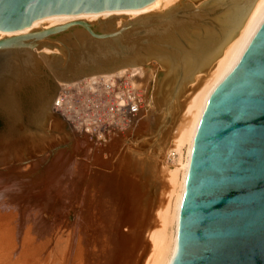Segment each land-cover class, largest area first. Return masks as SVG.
<instances>
[{
  "label": "water",
  "instance_id": "water-1",
  "mask_svg": "<svg viewBox=\"0 0 264 264\" xmlns=\"http://www.w3.org/2000/svg\"><path fill=\"white\" fill-rule=\"evenodd\" d=\"M155 1L0 0V32L11 33L0 37V164L40 155L73 135L53 111L61 82L150 59L160 64L152 89L160 133L194 74L222 55L256 2L184 0L133 18L33 24L53 15L142 11ZM169 264H264V16L208 95Z\"/></svg>",
  "mask_w": 264,
  "mask_h": 264
},
{
  "label": "bare ground",
  "instance_id": "bare-ground-1",
  "mask_svg": "<svg viewBox=\"0 0 264 264\" xmlns=\"http://www.w3.org/2000/svg\"><path fill=\"white\" fill-rule=\"evenodd\" d=\"M182 1L156 0L142 11L53 15L33 24L50 27L112 14L133 18ZM263 16L264 0H256L222 55L206 72L194 74L190 89L179 98L160 133L154 130L148 138L138 133L131 141L126 131L105 141L106 146L98 142V147L89 145L87 133L77 131L74 139L40 155L0 164V264H169L176 247L193 139L208 95L232 69ZM123 20L119 17L117 24ZM7 34L11 33L1 31L0 37ZM159 66L156 59H150L111 73L61 82L60 89L136 72L145 100L152 99L155 107L152 89ZM145 112L135 126L136 133H142L156 110ZM144 140L149 141L147 147L141 144ZM123 142L119 153L118 145ZM112 145H117L114 151ZM104 150L111 152L108 157L113 162L103 159ZM151 194L156 196L151 198Z\"/></svg>",
  "mask_w": 264,
  "mask_h": 264
},
{
  "label": "built area",
  "instance_id": "built-area-1",
  "mask_svg": "<svg viewBox=\"0 0 264 264\" xmlns=\"http://www.w3.org/2000/svg\"><path fill=\"white\" fill-rule=\"evenodd\" d=\"M137 84L136 72L80 82L59 89L53 109L90 135L130 129L145 105L146 96Z\"/></svg>",
  "mask_w": 264,
  "mask_h": 264
},
{
  "label": "rangeland",
  "instance_id": "rangeland-1",
  "mask_svg": "<svg viewBox=\"0 0 264 264\" xmlns=\"http://www.w3.org/2000/svg\"><path fill=\"white\" fill-rule=\"evenodd\" d=\"M204 0H198V1H195V3L198 5L199 3H201V2H203ZM122 75V74H121ZM121 75H119V76H121ZM111 77H113V76H111ZM110 76H108V77H105V78H102V79H109V78H111ZM114 77H116V76H114ZM93 80H95V79H91V80H87V81H93ZM82 82H84V81H82ZM80 83V82H79ZM75 84H77V83H74V84H71V85H67V86H65L64 88H63V90L65 89V88H67V87H71V86H73V85H75ZM147 98V97H146ZM155 109V107L153 106V104H152V99L150 100V101H146L145 100V105H144V107L142 108V111H141V113H140V116L133 122V123H131V125H130V129H126V130H116V131H108L107 133H105L104 135H90V134H87V141L89 142V145L91 144V146H94V143H95V145L97 144L98 145V147H99V143H100V145L102 144V143H104L105 141L106 142H108L112 137H115V136H118L119 135V133H125L126 131L128 132L127 133V135H129L130 134V136H127L128 138H134V137H136V136H138V133L140 134V135H143V133H144V135L146 136V138H148L149 137V135H151L152 133H153V131L155 130V120L153 119V120H151L150 122H149V124H148V126L145 128V129H143L142 130V133L141 132H135V131H137V130H135V126L137 125V123L139 122V121H141L142 120V118L146 115V112L144 113V110L145 111H148V110H154ZM156 110V109H155ZM64 118V117H63ZM65 119V118H64ZM66 120V119H65ZM67 121V123H68V125H69V127H70V130H71V132H72V134L74 135V137H75V133L74 132H81V131H79L78 129H76V128H73V126L69 123V121L68 120H66ZM81 133H84V132H81ZM149 134V135H148ZM72 135V136H73ZM90 135V137H88ZM72 136H71V139H74V138H72ZM92 136H93V138H92ZM96 136L98 137V138H96ZM89 138V139H88ZM91 138V139H90ZM96 138V139H95ZM131 138V141L132 140H135L136 138H134V139H132ZM69 140V139H68ZM93 140H94V142H93ZM95 140H98V141H95ZM90 142H92V143H90ZM99 142V143H98ZM144 143H142L141 142V144L144 146V147H147L148 145H149V141L148 140H144L143 141ZM146 142V143H145ZM124 143L125 142H123V143H120L119 145H118V152L120 153L121 152V149L124 147ZM96 145V146H97ZM104 145L106 146V143H104ZM109 145V144H108ZM146 145V146H145ZM113 146V145H112ZM120 146V147H119ZM98 147H96V148H98ZM114 147V148H113ZM112 148V150L114 151V149L117 147V145L115 146H113ZM95 148V149H96ZM112 151V152H113ZM103 152H105V153H103V159H107V158H110V159H112V157H108L109 156V154L111 153V152H109V153H107L105 150L103 151ZM108 155H107V154ZM78 156V158H79V156L80 155H77ZM109 159H107L106 160V162L108 161ZM114 161V158L111 160V162H113ZM110 162V161H109ZM145 181V180H144ZM152 195V194H151ZM153 196H156V194L155 195H152V197L151 198H153ZM156 198V197H155Z\"/></svg>",
  "mask_w": 264,
  "mask_h": 264
}]
</instances>
